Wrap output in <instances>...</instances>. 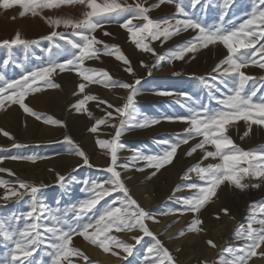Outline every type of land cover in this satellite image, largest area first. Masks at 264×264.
Here are the masks:
<instances>
[{
	"label": "snow or ice",
	"instance_id": "1",
	"mask_svg": "<svg viewBox=\"0 0 264 264\" xmlns=\"http://www.w3.org/2000/svg\"><path fill=\"white\" fill-rule=\"evenodd\" d=\"M174 3L176 13L184 18L179 19L175 16L154 20L149 13L153 8H157L164 3ZM189 6L195 8L201 3V0H188ZM233 0H223L222 8L224 11L219 16V23L208 25L205 24L201 17L190 14L183 3V0H158V3L151 7H146L145 3L136 0L134 4H128L127 0L118 2V0H104L97 3V0H0V7L9 9L14 5H18L22 11L20 17H24L27 13L37 16L40 13L38 9L60 8L61 5H84L86 11L82 13L81 18H45L50 26L59 27L63 25L65 28L71 29V37L68 38L64 33L52 31L48 36L42 37L52 41L53 38L59 37L64 40L67 45L75 50L71 53L70 58H66L63 62H57L50 58L46 65L31 70H24L18 80H7L0 73V81L4 85L0 87V109L5 107L6 102L18 104L26 113L34 116L37 120L44 123L62 125L63 122L52 118L51 116H43L35 112L24 102L25 97L29 93L41 91L40 83L46 88L59 89L61 85L52 80L54 73L64 71H77L82 78V82L78 84V92L84 93L88 83L103 84L107 87H119L129 91L126 101L121 106H114L106 100L100 99L96 95L85 94L83 99L78 100L72 107L80 112L84 109L87 101H98V105H107V109L111 111L105 112L104 118L95 120V124L89 129L90 132L96 133L100 125L108 124L116 114L119 119V126L113 124L115 134L111 139H97V145L102 149H107L110 155V164L104 169L110 175L103 181H85L87 191L90 195L87 199L79 201L71 206V214L65 210L61 214L59 209L53 212L44 203L37 198V193L41 191L43 185L37 186L25 181H19V188L15 186L9 187L8 181L0 179V188H4L5 192L0 199L5 201L11 197L22 198L28 194L31 200V210L22 216H15L0 219V237L5 242H9L12 247L8 248L7 254L0 258V264H35L33 254L37 252L41 245L47 243V247L51 249L48 255L51 257V264H62V261H68L70 256L81 257L83 261L88 262L89 257L81 251L80 248L72 246L73 237H83L90 245L97 246L105 252H111L113 256H121V252L125 253L122 258L127 260L128 257L134 255V249L140 244L143 236L152 238L153 243L146 249L150 256L145 257L146 264H177L176 259L164 243L153 233L147 221L158 222L156 216L149 210L142 207L131 194L130 189L126 186L121 171L118 168L128 170L135 168L136 171L143 172L144 167H137L140 161L146 162L145 167L154 169L148 177L151 179L156 176L161 169L172 165L177 156L178 149L182 145L189 144V141L202 137L197 143L193 144L186 153V156H192L197 150L203 151V157L187 169L181 176V180H191L189 173H195L200 182L193 181L187 183L184 187L189 190H195L189 197L183 198L184 205L181 209H170L163 215L192 213L193 218L186 229H182L179 237H183L186 232L201 233L203 221L199 217V213L217 197L218 189L222 185L234 186L240 191L249 188L247 179L264 180V148L245 150L236 145L233 139L227 134L228 128L234 122L243 120L249 122L248 131L244 133L247 136L251 131V125L264 126V96L258 99L257 93L264 87V76L259 78L247 75L242 69L247 68L250 64H257L253 59L257 54H264V27L259 31L256 30L259 25H264V0H255L253 9L249 14V18L245 19L239 25L232 24L230 27L225 26V16L227 9L232 5ZM123 19L120 27L126 29L130 34L131 42L137 49L144 52H150L157 57L155 65L148 67V74L151 75L152 69L161 61L184 59L188 53H196L201 48H207L210 45L222 44L227 49V55L213 68V72L217 73L209 79L200 77L204 87L209 89L210 98L215 99L218 108H210L207 105L200 104L198 108L189 107V115L187 116H164L160 118H145L134 124H129L128 119L136 120L134 97L137 94L136 85L140 84V80L136 79L134 83L115 80L105 69H92L84 67L86 60L99 59V54L103 51L106 55H115V59L123 62L126 66L124 71L134 74L129 58L122 52L119 45H108L103 41L96 39L92 35L97 29L102 28L105 23L112 22L117 19ZM134 20L141 23L134 24ZM196 31V35L192 39L186 41L182 45L176 46L175 49L169 50L165 55H159L155 49L149 46L145 41L161 40V43L175 35H179L182 31ZM105 35H110L105 33ZM39 44L38 40H28L22 38L19 32L11 40L0 41V47L11 49L13 46L21 45L25 50L32 45ZM103 45V49L96 47ZM259 45V47H257ZM53 47L61 49L62 45L54 44ZM244 51L241 52L240 50ZM114 50V51H113ZM50 57L52 56V48L48 49ZM264 60V55H261ZM7 63V61H5ZM143 64V62H141ZM23 67V66H21ZM258 67L264 69V62H260ZM219 77L221 83L229 89L227 96L223 98L212 95V89L216 88V81ZM259 81V86H258ZM251 82V84H250ZM76 94V93H74ZM159 95H170L168 92H159ZM187 96L186 93L182 94ZM188 100H192L191 96H187ZM86 110V109H85ZM92 117V113H88ZM255 117V118H254ZM161 119L169 121H181L188 125L184 129L183 134H177L176 140L170 142L168 140L159 141V143L167 145L162 153L143 154L136 152L124 164H118V151L124 148L121 144L120 137L127 128L131 127H150L160 123ZM4 136L13 139L10 134L0 129ZM243 138V137H241ZM65 141L72 146V154L82 158L83 164L93 167L86 153L76 144L70 137H65ZM212 146L214 150H208L206 146ZM13 147H23L20 144H13ZM13 160H27L36 162L43 157L32 156H11L6 157ZM209 158L219 163H209L202 166L203 160ZM2 162V161H0ZM247 167H241V164ZM7 171L9 175H14L10 170L0 168V172ZM76 171V169H73ZM57 181L63 185L66 178L59 173ZM108 185L109 187H105ZM251 187L259 188L260 184H252ZM20 189L24 191L21 192ZM181 190V185H177L174 191ZM113 192H119L121 195L112 200L111 203L105 201L100 208L97 205L105 197H109ZM218 198V197H217ZM171 199V197H170ZM117 203L119 206H117ZM224 214H229L227 208L221 209ZM257 212L264 214V202L256 204L253 202L249 206V216L247 219V227L240 225L236 231L237 239L244 241L240 246H228L222 250L219 260L216 264H248V261L257 254L256 250L264 245V218H258ZM50 219L54 223L50 226L43 223L45 219ZM216 219H219L217 214ZM23 221V226H14L15 221ZM258 225V227H254ZM91 230V231H90ZM134 232L139 231L143 236H133L135 243H128L119 239L112 234L113 231ZM206 243L212 248L217 245L213 240L209 239ZM8 247V243L5 244ZM119 249L121 251H116ZM179 251V249H177ZM223 253H228L231 259H225ZM264 256V251L260 253ZM207 264V262H202Z\"/></svg>",
	"mask_w": 264,
	"mask_h": 264
},
{
	"label": "rangeland",
	"instance_id": "2",
	"mask_svg": "<svg viewBox=\"0 0 264 264\" xmlns=\"http://www.w3.org/2000/svg\"><path fill=\"white\" fill-rule=\"evenodd\" d=\"M103 2L104 0H97V3L102 4ZM118 2H123V0H118ZM135 2L136 0H127L128 4H134ZM140 2L145 3L146 7H151L152 5L158 3V0H140ZM254 2L255 0H233L232 5L227 9V15L225 16L224 21L225 26L230 27L232 24L239 25L245 19L249 18ZM183 3L186 10L190 14L201 17L204 23L208 25L219 23V16L221 12L224 11L222 8L223 0H201V3L194 9L189 6L188 0H183ZM86 10L88 9H86L84 5L65 4L61 5L60 8L38 9L37 11L40 14L37 16H32L31 13H27L24 17H20L19 13L22 9L18 5H14L9 9L0 7V41L13 39L17 32H19L24 39L39 41V44L32 45L27 50H25L21 45L13 46L11 49L7 47H0V73H2L7 80H18L24 70H31L46 65L50 58L55 59L57 62H63L66 58H70L71 53L75 50H72L64 40H60L59 37H56L53 38L52 41H49L42 39V37L48 36L54 30L64 33L68 36V38L78 39V37H71V29L65 28L63 25L55 28L50 26L45 18H81L82 13ZM149 15L154 20L173 16L179 19L184 18L182 15L176 13L174 3L167 2L157 8H153ZM121 23H123V19L119 18L112 22L105 23L102 28L97 29L92 35H94L97 40L103 41L105 44L119 45L122 52L129 58L134 74L124 71L126 66L123 62L115 59V55H106L103 51L99 54V59L86 60L84 67L92 69H105L115 80L118 81L129 83H134L136 79L141 81L140 84L136 85L138 91L134 97L136 120H131L128 119V117H125L129 124H134L145 118L152 119L164 116H187L190 114L188 111L189 107L198 108L200 104L207 105L213 109L219 107L216 100L210 98L209 89L204 87L201 83L200 77L210 80L212 76L217 75V73L213 72V68L227 55V49L222 44L217 43L216 45H210L207 48H201L196 53H188L185 55L184 59H166L161 61L159 65L152 69L151 75H149L148 67H145L144 65H148L149 67L155 65L157 57L150 52H144L137 49L131 42L128 31L120 27ZM133 23L139 24L141 21L134 20ZM261 27H264V25H259L258 22L256 30L259 31ZM105 33H109L110 35H105ZM196 34V31L189 29L187 31H182L179 35L171 37L164 43H161L163 38L155 41L149 39L145 42L149 43V46L154 48L157 54L165 55L169 52V50L175 49L178 45H182L186 41L192 39V37ZM54 44H60L62 45V48L56 49L53 47ZM50 47L52 48L51 57L48 52ZM96 47L103 49V45H96ZM257 47H259V45H257ZM240 51L243 52L244 50L241 49ZM261 55L264 54H257L256 57H253V59L257 61V64H250L247 68L242 69V71H244L247 75H251L256 78L264 76V69L258 67L260 62H264V60H261L260 58ZM135 58H137V60H134ZM5 61H7V63H5ZM141 62H143V64ZM210 62L215 64L212 66ZM200 66H202V68ZM209 67L210 69L208 70L207 68ZM52 80L55 83H59L61 87L59 89L46 88L41 81L39 82L41 91L29 93L25 97L24 102L35 112L40 113L43 116H51L54 119L57 117V120L63 122L62 125H55L51 123L46 124L42 120H37L34 116L26 113L18 104L6 102L5 107L0 109V129L8 132L13 138L10 139L0 132V161H2L0 162V168L8 169L14 173V175H9L7 171L0 172V179L10 182L9 187L15 186L19 188V181H25L37 186L43 185L44 187H42L41 191L37 193L38 200L51 208L53 212H56V210L59 209L60 211L57 214H61L65 210L69 211V214H71V206L73 204H77L81 200L87 199L90 195L87 191H85L86 187L89 186L85 184V181H88L89 183L91 181L100 182L110 175L104 171V169H106L110 164V155L108 154L107 149L100 148L96 141L97 139H111L116 131V129L111 127V125L115 124L119 126V119L116 118V114L114 113V117L108 124L100 125L98 131L96 133H92L89 129L95 124V120L97 118H104L105 112L111 111V109H107V105H99V108L96 110L99 114L96 112L94 119L93 117H89L88 113L89 111L93 113L95 107L98 105V101H87L84 105V109L80 112L76 111L79 115L84 117L83 121H81L82 123L87 121L85 124L80 122L82 127L77 126V123L80 124L79 122L71 120L69 116L71 114L70 110H75L72 106L76 104L78 100L83 99L84 93L94 94L114 106H121L125 103L129 91L119 87H107L103 84L88 83L85 92L79 93L77 88L78 84L82 82V78L75 70H66L64 72H59V70H57V73L53 74ZM3 85L4 82L0 81V87ZM70 85H74L75 88L73 90L68 89L67 87ZM89 87L94 89L90 90ZM96 91H99L98 94ZM106 91L113 93L114 99L108 98L105 95ZM159 92H168L171 94L159 95ZM184 93H186L187 96H191L192 100H188L187 96L182 95ZM228 94H230L229 89L220 82L218 77L216 81V88L212 89V95L223 98ZM260 96H264V87L261 88V91L257 93V97L254 99H258ZM65 97L67 98L65 99ZM43 99L47 100L48 106L45 102H39ZM53 106H57V112L53 110L55 109ZM38 108H40V110ZM62 110L64 111L62 112ZM60 115L63 117L61 118ZM31 123L39 125V128H35V130H33V126L32 129L30 126L28 128V124ZM41 126H45L47 129L50 128V132H45L41 129ZM186 127H188V125L181 121L161 119L160 123L150 127L127 128L120 137L119 142L124 145V148L118 151V164L128 162L129 158L135 155L136 152H141L146 155L162 153L167 145L161 144L159 141L168 140L170 142H174L177 134H183ZM248 127L249 122H245L243 120L236 121L228 128L227 134L233 139L236 145L245 150L264 148V126L253 124L251 125V131L249 134L244 136V133L248 131ZM64 136L70 137L80 146V148L88 156L93 167H88L83 163L81 165H76L77 163H73L70 166L68 165L65 168L67 173H64L63 169L58 173L66 178L71 177V179H66L63 185H61V183L57 181V175L55 178H52V174H54L53 171L54 169L57 170V168L52 165L51 161L60 157H70V155L79 157L72 154V146L65 141ZM39 137L41 138L38 139ZM200 139H202V137H197L189 141V144L182 145L178 149L177 156L174 159L173 164L161 169L160 172H158L157 175L151 179H148V177L154 169L145 167L146 162L144 161H140L137 164V167H144L143 172L136 171L135 168H130L128 170L121 168L117 169L118 171H121L126 186L130 189L134 199H136L142 207L151 211L156 216V220L158 222L149 220L146 223L148 224L150 230L155 233L162 242L164 240V245L173 254L177 264H202L199 260V255L202 254L203 249H196L193 247L192 249H194V252L191 250L188 252L189 250H187L185 245H183L185 243L187 244L194 236L197 238H194L196 239L195 242L200 239H204L205 241L208 239L214 240V236L213 238H209L206 231L201 233L186 232L183 237L178 236V233L182 229H186L190 224L193 218L192 213L180 214L177 212L175 215H163V213L168 212L170 209H181L184 207L182 203L183 198L191 196L195 191L189 190L187 187H184V185L193 181L200 182L195 173H189L191 180H181V176L187 169L202 160V150H197V152L193 153L190 157L186 156L189 148ZM13 144H20L23 145V147H13ZM206 147H208V150H214V148L210 145ZM32 155L43 158L34 163L27 160H13L6 158L11 156ZM79 158L83 162L82 158ZM219 162L220 161L218 159L213 160L209 158L208 160L202 161V166H206L209 163ZM241 167H247V165L242 163ZM73 169H76V171H73ZM170 170L179 171V180L174 181L168 178L166 174L167 172L169 173ZM49 172H51V175ZM30 173H32L31 175H34L38 181L29 178ZM39 173H42L43 176L39 175ZM246 182L249 183L250 186L244 191H240L234 186L227 184L222 185L217 192L218 198L214 197V202L206 205L199 213V217L201 216L200 218L204 222V215L202 211L204 212L206 209L209 210V218L213 221L212 226H216L214 221H217L219 224L215 228H228L230 227L231 220L234 219L235 215L240 214L241 217L240 221H236L237 225L231 233V237L227 240L228 243L223 245L217 252L214 251L215 254L211 258L214 263L219 260L224 248L228 246H240L244 243V241L236 238L234 232L242 224L244 227H247L246 218L250 214V204L253 202L256 204L264 202V180L247 179ZM252 184H260V187H251ZM177 185H181V190L174 191ZM137 186L145 187L141 193L139 192L141 196L137 194ZM105 187L109 186L105 185ZM150 190L151 192L149 193ZM20 191L23 192L24 190L20 189ZM4 192L5 189L0 188V196H3ZM120 195L121 193L119 192H113L111 196L105 197L104 200H101L100 204L97 205V208L103 206L105 201L111 203L112 200L116 199ZM222 203H225V206L221 209L227 208L229 210V214L226 215L221 212V209H218V207H221ZM217 204H219V206H217ZM117 206H119L118 203ZM30 210L31 200L28 194H25L19 199L17 197H11L7 201L0 199V219L6 220L13 215L19 217L26 214ZM217 214L219 215V219L215 218ZM257 217L264 218V214L257 212ZM43 223L50 226L54 222L46 218ZM14 226L22 227L23 221H15ZM254 227H258V225H254ZM112 234L128 243H135L132 239L133 236H143V233L139 231H125L117 233L114 230ZM205 236L207 237L205 238ZM6 243H8V247H5ZM152 243L153 240L151 237L143 236L140 244H137L134 249V255L128 257L127 260L121 258L123 255H126L123 252H121V256L117 257L113 256L111 252H105L102 249L104 253L111 258V261L108 263L104 262L101 257H95V255L89 253V248H101L90 245L83 239V237L74 236L73 245H70V247L75 246L80 248L81 251L89 257L91 264H146L145 257L150 256L146 249ZM194 243L192 245H194ZM9 247H12V245L9 242H5L3 238L0 237V258H3L7 254ZM262 247H264V245H262L261 248ZM261 248L259 249L261 250ZM177 249H179V251H177ZM259 249L256 250L257 254L248 261V264H251L255 258H260L262 256L258 254L260 251ZM115 250L121 251L119 249ZM50 251L51 249L47 247V243L41 245L37 252L33 254L35 264H51V257L48 255ZM223 255L225 256V259H231V256L228 253H223ZM196 256H198V258H196ZM69 259L72 264H88V262L83 261L81 257L70 256ZM117 259L120 261L117 262ZM206 262L207 264H210V260H206ZM62 264H68V261H62Z\"/></svg>",
	"mask_w": 264,
	"mask_h": 264
},
{
	"label": "bare ground",
	"instance_id": "3",
	"mask_svg": "<svg viewBox=\"0 0 264 264\" xmlns=\"http://www.w3.org/2000/svg\"><path fill=\"white\" fill-rule=\"evenodd\" d=\"M129 1V0H128ZM44 30V29H43ZM205 52V51H204ZM201 54H203V53H201ZM138 57V56H137ZM200 57V56H199ZM205 57V56H204ZM207 57V56H206ZM206 59V58H205ZM212 59H213V57H212ZM134 60H137V58H135ZM214 60V59H213ZM213 60H210V61H213ZM193 61V60H192ZM195 61V60H194ZM197 61V60H196ZM137 62V61H136ZM199 62V61H198ZM215 62V61H214ZM207 63V62H206ZM211 63V62H210ZM213 63V62H212ZM211 63V64H212ZM215 64V63H214ZM214 64H212V66L214 65ZM203 66H206V65H203ZM201 68H202V66H200ZM139 68H141V67H139ZM190 68V67H189ZM192 68V67H191ZM208 70L210 69V67L209 68H207ZM212 69V68H211ZM139 70V69H138ZM204 70V69H203ZM203 70H202V72H203ZM200 73H201V71H200ZM68 81H69V79H68ZM73 84V83H72ZM93 87V86H92ZM92 87H89L90 88V90H93V89H91ZM68 89H74L75 88V86L74 85H70V86H68L67 87ZM78 89V88H77ZM67 90V89H66ZM88 91V90H87ZM105 91V90H104ZM74 92H75V90H74ZM97 92V91H96ZM99 92V91H98ZM98 92H97V94H98ZM69 93V92H68ZM93 93V92H92ZM46 94V93H45ZM84 95H85V93H84ZM94 95V94H93ZM105 95L108 97V98H110V99H114V95H113V93H111V92H108V91H106L105 92ZM74 96H76V95H74ZM152 97V96H151ZM161 97V96H160ZM44 98V97H43ZM50 98V97H49ZM67 97H65V99H66ZM48 99V98H47ZM50 100V99H49ZM39 102H45L46 103V105L48 104L47 103V100L46 99H43L42 101L40 100ZM68 102V101H67ZM49 103H50V101H49ZM63 103V102H62ZM120 103H122V102H120ZM67 104V103H66ZM61 105V104H60ZM97 105V104H96ZM48 106V105H47ZM55 106V105H54ZM53 106V107H54ZM43 107V106H42ZM57 107V106H56ZM56 107H54L55 109H53V110H55V112H57L56 111ZM41 108V107H40ZM40 108H38L39 110H40ZM89 108V107H88ZM99 108V106H96L95 107V109H94V111H93V113H92V117L94 118L95 117V114H96V110ZM64 109V108H63ZM101 109V108H100ZM103 110V109H102ZM105 110V109H104ZM44 111V110H43ZM64 110H62V112H63ZM71 111V114L69 115L70 116V118H71V120L73 121L74 120V122H81V121H83V119H84V117L83 116H81V115H79L77 112H76V110H70ZM90 112V111H89ZM98 113V112H97ZM101 113H102V111H101ZM100 113V114H101ZM104 113V112H103ZM99 114V113H98ZM59 115V114H58ZM54 116H56V115H54ZM61 116V115H60ZM59 116V117H60ZM67 116V115H66ZM65 116V117H66ZM19 117H21V116H19ZM63 116H61V118H62ZM86 117V116H85ZM103 117V116H102ZM56 118V120H57V117H55ZM60 118V119H61ZM69 118V119H70ZM97 118V117H96ZM95 119V118H94ZM98 119V118H97ZM18 120H19V118H18ZM21 120H22V118H21ZM65 121V120H64ZM94 121V120H93ZM93 121H91V122H93ZM6 122V121H5ZM36 122V121H35ZM87 122V121H86ZM86 122H84V123H82V124H85ZM78 124L77 123V126L78 127H82V124ZM67 124V123H66ZM3 125V124H2ZM88 125V124H87ZM86 125V126H87ZM1 126V125H0ZM16 126V125H15ZM29 126H30V128L32 129V126H33V130H35V128H39V125H36L35 123L33 124V123H31V124H28V128H29ZM12 127V126H11ZM18 127V126H17ZM42 127V126H41ZM76 127V126H75ZM84 127V126H83ZM41 129H43L45 132H48L49 131V129H47V128H45V126L44 127H42ZM37 130V129H36ZM80 130V129H79ZM82 131V130H81ZM50 132V131H49ZM61 132H63V131H61ZM100 132H102V131H100ZM104 132V131H103ZM23 133V132H22ZM27 133H28V131H27ZM56 133V132H55ZM68 133V132H67ZM107 133V132H106ZM109 133V132H108ZM30 134V133H29ZM28 134V135H29ZM47 134V133H46ZM71 134V133H70ZM55 135V134H54ZM48 136V135H47ZM107 136V135H106ZM109 136V135H108ZM50 137V136H49ZM55 137V136H54ZM66 136H64V138H65ZM113 137V136H112ZM37 138V137H36ZM41 137H39L38 139H40ZM47 138V137H46ZM53 138V137H52ZM57 138V137H56ZM43 139H44V136H43ZM47 139H49V140H51L50 138H47ZM48 140V141H49ZM57 140V139H56ZM64 140V139H63ZM47 141V140H46ZM31 142V141H30ZM36 142V141H35ZM44 142V141H43ZM41 143H42V141H41ZM46 143V142H45ZM66 156V155H65ZM51 159H53V158H51ZM50 159V160H51ZM47 162H48V160H47ZM52 162V165L53 166H56V168H57V170L56 169H54V171H53V173L54 174H52V178H55L56 177V174L60 171V170H62L63 169V172L64 173H67L66 172V167L69 165H71V164H73V163H77L76 165H81L83 162L81 161V159L79 158V157H76V156H73V155H70V157H60V158H56V159H54V160H52L51 161ZM68 163V164H67ZM6 164H8V163H6ZM65 164H67V165H65ZM36 166V165H35ZM39 166V165H38ZM78 167V166H77ZM39 168H40V166H39ZM55 168V167H54ZM69 168V167H68ZM76 168V167H75ZM38 169V168H37ZM42 169H43V167H42ZM44 170V169H43ZM49 171V170H48ZM32 173H30L29 175V178H31L32 180L34 179V180H37V178L34 176V175H31ZM49 174L51 175V172H49ZM39 175H42V173H39ZM38 175V176H39ZM126 175V174H125ZM167 176H168V178H170V179H172V180H179V171H177V170H170L169 171V173L167 172V174H166ZM28 176V175H27ZM43 176V175H42ZM51 177V176H50ZM38 181V180H37ZM140 184V183H139ZM153 186V185H152ZM149 187H151V186H149ZM148 188V187H147ZM143 189H145V187H141V186H137V194L138 195H140L139 194V192L141 193V191H143ZM136 190V189H135ZM223 191V190H222ZM236 191V190H235ZM151 192V190L149 191V193ZM224 193V192H223ZM148 194V193H147ZM222 194V193H221ZM146 195V194H145ZM218 195H220V194H218ZM141 196V195H140ZM143 196V195H142ZM144 197V196H143ZM149 201V200H148ZM148 204V203H147ZM216 206V205H215ZM217 206H219V204H217ZM223 206H225V203H222L221 204V207H218V209H221ZM218 209H216V210H218ZM241 209V208H240ZM241 211H243V210H241ZM217 212V211H216ZM222 212V211H221ZM202 213H203V215H204V217H203V219H204V222H203V224H202V227L204 228V230L208 233V237L209 238H213V236H214V240H213V242L217 245V247L216 248H212L211 246H209L207 243H206V241L204 240V239H200L199 241L197 240L196 242H195V240L197 239L196 238V236H194L187 244L185 243V244H183V245H185V248L187 249V250H189L188 252H190V250L192 251V252H194V249H192L193 247H195L196 249H198V248H201V249H203V252H202V254H200L199 255V260L201 261V262H205L206 260H210V264H213L214 262L211 260V258L214 256V251L215 252H217L223 245H226L228 242H227V240L229 239V237H231V233L233 232V230L235 229V227H236V221H240L241 220V217H240V214H237V215H235L234 216V219L233 220H231V224H230V227H228V228H221V227H219V228H215L216 226H218L219 224L217 223V221H214V223H216V226L215 227H213L212 226V222L213 221H211V219L209 218V210H204V212L202 211ZM238 213V212H237ZM202 215V214H201ZM201 217V216H200ZM214 218V217H213ZM163 221V220H162ZM159 225V224H158ZM152 226V225H151ZM157 226V225H156ZM178 226H179V224H178ZM160 227V226H159ZM159 227H158V229H159ZM153 229V228H152ZM155 231V230H154ZM235 233V232H234ZM134 234V233H133ZM203 234V233H202ZM195 235H197V234H195ZM204 235V234H203ZM166 236V235H165ZM207 236H205V238H206ZM194 238H196V239H194ZM163 239V238H162ZM165 239V238H164ZM208 239V238H207ZM209 240V239H208ZM212 240V239H211ZM236 240V239H235ZM163 242H164V240H163ZM195 242V243H194ZM194 243V245H192ZM260 250V249H259ZM182 251V250H181ZM262 251H264V247H262L261 248V250L258 252V254H260ZM198 252V251H197ZM89 253H91V254H93V255H95V257H101L103 260H104V262H106V263H108V262H110L111 261V258H110V256H108L106 253H104V251L102 250V249H92V248H89ZM185 253V252H184ZM183 253V254H184ZM181 254V253H180ZM197 254V253H196ZM192 255V254H191ZM122 258V257H121ZM196 258H198V256H196ZM254 259V258H253ZM194 260V259H193ZM198 260V261H199ZM117 262H119L120 260H116ZM184 263V262H183ZM185 263H186V261H185ZM264 264V256H261L260 258H255L252 262H251V264ZM193 264V263H192ZM214 264H216V263H214ZM250 264V263H249Z\"/></svg>",
	"mask_w": 264,
	"mask_h": 264
}]
</instances>
